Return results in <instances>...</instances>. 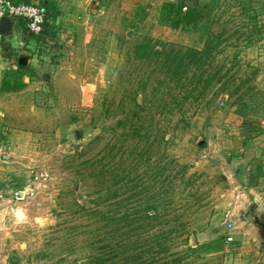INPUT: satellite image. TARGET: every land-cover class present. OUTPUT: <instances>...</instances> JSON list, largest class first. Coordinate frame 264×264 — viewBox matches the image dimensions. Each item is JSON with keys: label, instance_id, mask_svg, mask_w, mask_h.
<instances>
[{"label": "rangeland", "instance_id": "1", "mask_svg": "<svg viewBox=\"0 0 264 264\" xmlns=\"http://www.w3.org/2000/svg\"><path fill=\"white\" fill-rule=\"evenodd\" d=\"M187 1L192 24L177 0H95L92 30L47 21L15 52L34 65L13 58L4 79L0 264H87L136 242L150 264H264L225 175L264 119V0Z\"/></svg>", "mask_w": 264, "mask_h": 264}, {"label": "crops", "instance_id": "2", "mask_svg": "<svg viewBox=\"0 0 264 264\" xmlns=\"http://www.w3.org/2000/svg\"><path fill=\"white\" fill-rule=\"evenodd\" d=\"M27 1V0H17ZM38 2L47 9L49 21L54 23L57 30L66 31L70 37H77V32L92 30L93 26L88 23L92 14L95 0H29ZM13 24L10 30L3 34V42H0V111L7 108L10 91L4 85L8 70L19 69L13 58H18L20 54L15 52L24 47L35 48L36 36L28 31L26 21L22 19H12ZM71 48L75 44L70 45ZM8 52V53H7ZM7 53V54H4ZM34 65V60L31 62ZM24 81H27L26 75ZM12 92V91H11ZM261 127L258 133L248 140L242 150L235 154L232 166L225 173L230 183H234V189L230 190L233 202L237 203L232 214L240 222V228L253 226L258 239L257 222H264V119L259 122ZM236 212V213H235ZM233 221V222H234ZM235 224V223H234ZM239 234L247 233L239 229Z\"/></svg>", "mask_w": 264, "mask_h": 264}, {"label": "trees", "instance_id": "3", "mask_svg": "<svg viewBox=\"0 0 264 264\" xmlns=\"http://www.w3.org/2000/svg\"><path fill=\"white\" fill-rule=\"evenodd\" d=\"M29 1V0H27ZM179 1V4H177L176 6L179 7V14L181 16V20H178V24L179 21L184 22L186 24H192L196 21H199L202 17H203V11L202 9H200L197 6H192L191 3H189V1L187 0H177ZM183 7H187V10L183 11ZM46 9V8H45ZM47 12V9H46ZM47 21H49V13L47 12V17H46V22L44 24V32H42V35H44V33H46L49 29H50V24H47ZM49 28V29H47ZM47 30V31H46ZM46 31V32H45ZM210 44H207L203 50L198 49V48H193L190 47L188 48L187 52L183 54H181V52H178L176 55H174L172 58H168V61H170L171 63H176V61L178 60L182 65L185 62V54L188 55V57H201L203 58L207 52L210 51ZM184 61V62H183ZM19 67H22L21 65H19ZM150 207H147L146 210H149ZM130 214L127 213V216H129ZM127 240L126 239H121L119 240V242L116 245L119 246H126L127 243L125 242ZM129 241V240H128ZM137 243L140 242H136V245L132 246V251H131V247L122 250L121 252L116 251V252H112V253H103V254H96L94 256L91 257L90 261L87 264H150L149 262V258H147V253H150L152 251V246H149V248L145 249V250H139L138 248H141V245H138ZM214 244V242H211L207 245V248L211 249L212 245ZM114 254V255H113ZM109 255V256H108ZM112 257H118L119 262L117 263V261L114 260V258ZM111 261V262H110ZM166 264V263H164Z\"/></svg>", "mask_w": 264, "mask_h": 264}, {"label": "built area", "instance_id": "4", "mask_svg": "<svg viewBox=\"0 0 264 264\" xmlns=\"http://www.w3.org/2000/svg\"><path fill=\"white\" fill-rule=\"evenodd\" d=\"M4 16L12 19L25 20L28 31L31 34H41L44 30L47 12L46 9L38 2L0 0V18ZM2 39L3 33L0 32V41ZM234 229L235 224L232 221H229V235L227 236L228 241H232L234 239L233 234H231Z\"/></svg>", "mask_w": 264, "mask_h": 264}, {"label": "water", "instance_id": "5", "mask_svg": "<svg viewBox=\"0 0 264 264\" xmlns=\"http://www.w3.org/2000/svg\"><path fill=\"white\" fill-rule=\"evenodd\" d=\"M13 20L10 17L4 16L0 18V32L6 34L7 30L12 28ZM29 62V57L26 55L20 56L18 64L21 66L27 65ZM255 226L258 227V233L262 240V245H264V222H257Z\"/></svg>", "mask_w": 264, "mask_h": 264}]
</instances>
